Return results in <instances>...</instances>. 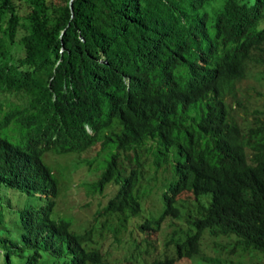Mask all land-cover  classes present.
Here are the masks:
<instances>
[{
  "label": "trees",
  "instance_id": "obj_1",
  "mask_svg": "<svg viewBox=\"0 0 264 264\" xmlns=\"http://www.w3.org/2000/svg\"><path fill=\"white\" fill-rule=\"evenodd\" d=\"M205 20L234 43L214 75L199 88L188 80L186 91L183 73L196 70L172 60L181 46L192 51ZM260 23L264 0H0V131L11 142L0 184L50 187L53 210L64 195L54 170L69 155L75 167L63 178L96 165L104 168L86 192L118 185L105 205L97 197V214L121 211L126 242L145 240L134 264H264V90L241 83L251 71L264 85ZM19 139L33 153L28 179L12 168ZM58 210L49 221L62 245L47 264H86L91 233L68 229ZM4 232L0 264H13L21 244ZM30 253L31 263L47 255ZM90 260L106 264L98 250Z\"/></svg>",
  "mask_w": 264,
  "mask_h": 264
},
{
  "label": "clouds",
  "instance_id": "obj_2",
  "mask_svg": "<svg viewBox=\"0 0 264 264\" xmlns=\"http://www.w3.org/2000/svg\"><path fill=\"white\" fill-rule=\"evenodd\" d=\"M216 8L217 7L214 5L212 14L215 13L217 10ZM250 19V16L246 17V21H249ZM222 20L226 19H220L217 24L220 25ZM201 23V29L194 45L192 46V51L189 53L186 51L185 47L181 46L179 49L182 54H180V57H174L172 60L175 66L182 67L184 71L196 70L193 71L192 74H189V72L186 71L185 73L187 76L183 73V76L186 77L184 87L186 91L188 90L186 84L188 80L193 83L197 81L194 83V87L199 88L210 76H213L219 65L226 59L225 55L222 54V49L225 47L228 50V45L234 43V40L229 38L223 40L220 37H216V26L210 24L208 20ZM261 24L264 25V23H260L259 27H262ZM209 41H212V46L208 49L206 48V44ZM183 56H185V61L190 63V68L181 63L183 61ZM87 129L89 132L92 131L91 127L88 125ZM5 134L6 133L3 131H0V154L3 153L2 149H9L11 143L7 141L9 138H7ZM10 140L12 139L10 138ZM12 142L13 145L16 144V146L19 147V150H17L18 158L16 159L15 166L14 163L12 164V168L18 170L24 178L28 179L30 176L29 166L31 165L28 163L31 161L33 153H31L29 149H26L28 145L23 143L22 140H13ZM26 143L30 144V140ZM86 150L91 153H96L95 149H92L91 147ZM131 152L133 151L131 150ZM83 153L84 156H86V152L84 151ZM64 167H68L66 160ZM103 168L93 165L91 170H88L87 172L84 171L83 173L77 169L76 173L73 172L74 175L71 179H65L61 176L63 169L61 172L58 169L54 170L58 176V180L55 181L57 191L59 187L58 192H63L64 195L60 197L61 203H59L58 198L57 205L53 207V210L48 207L50 199L54 195L50 187L38 190L34 189V186L22 187L20 185L15 188L11 186L4 187L0 184V229H4L5 235L7 238H10V240H8L9 242L11 239H15L19 245L21 244L17 254L15 253L16 256L13 255L15 258L13 264H47V257L48 253H50L49 249H51V246L57 244L61 249L62 244L55 238L57 235L56 231L50 227L49 221V217H51L58 208L60 209L58 212L65 213L70 220L68 229L75 228V226H81L83 228L86 227L89 233H91L90 238L88 239L90 247L88 246V249L86 250L89 252V258L85 261L86 264L91 261L90 259L94 256L96 250L104 254L106 264H126L129 261V264H134L129 257L132 258V254H135L139 249L142 250L146 246L145 240L141 235H136L135 240H137L138 243L134 242L130 244L129 242H126L127 239L131 238L130 233L127 231L129 226L127 225V228H125V226L120 223L122 216L120 217L117 215V213H122L121 211H114L116 213L113 214H97L99 208L97 205V197H99L103 204H106L107 201L114 196L118 185L114 182H108L103 186L101 192L97 191L94 195L90 194L91 191L86 192V187L83 185V183L97 178ZM161 173H157L160 175V179ZM87 176H90L91 178H87ZM73 187L78 191H81L82 197L80 200L74 195L71 196L72 194L70 190ZM23 194H27L28 199L35 197L38 200V203L32 204L27 202L21 206ZM69 199L70 202L68 201ZM88 206L92 207L89 217L82 218L81 215L76 213L78 209ZM125 224H127V222ZM59 232L61 231L59 230ZM23 237H27L28 239L23 241ZM108 238H110L109 241H107ZM87 241L85 245L88 244ZM84 243L85 242H83V244ZM115 246H118L119 250L114 252L113 250ZM30 250L32 253L34 250H37L41 254L47 252V255L44 257L40 255L38 259L31 263L26 260L27 256L31 255Z\"/></svg>",
  "mask_w": 264,
  "mask_h": 264
},
{
  "label": "rangeland",
  "instance_id": "obj_3",
  "mask_svg": "<svg viewBox=\"0 0 264 264\" xmlns=\"http://www.w3.org/2000/svg\"><path fill=\"white\" fill-rule=\"evenodd\" d=\"M252 74L253 73L251 71H249L248 75L246 77H244V79L241 81L242 85H245V86H254V87H258L259 89L264 90V85H259V83L253 77ZM250 89L253 90V88H251V87H250ZM260 100H264V97L262 99H260ZM64 159L67 161V164H68V167H67L66 171H71L75 167V160H72V158H69V155H65L64 156ZM78 166H80V165L78 164ZM63 167H64V165H59L58 170L59 171H62ZM75 178H76V176H75ZM87 178H91V177L90 176H87ZM70 191H71V194H72L71 196L74 195L79 200L81 199V197H82L81 191H78L74 187L71 188ZM68 201L70 202V199ZM27 202L32 203V204H37L38 203V200L35 197H31V198L28 199L27 194H23L21 206L24 205V204H26ZM91 211H92V207L91 206H88V207H85V208L78 209L76 211V213H78L79 215H81L82 218H84V217H89ZM164 223L165 222H163L162 225ZM164 229L165 230H168L169 227H162L161 228V230H164ZM159 231L160 230H158V232H157L158 233L157 234V243H158V246H160V244L163 243V240H161L162 239V237H161L162 234H159ZM109 240H110V238L107 239V241H109ZM213 240H214V237L208 235V233L206 231L205 232V237L203 239L202 247L204 248V250L207 251V253H212V250H211L210 246L213 244ZM118 250H119V247L118 246H115L113 251L115 252V251H118ZM176 264H188V263L185 262L184 260H182V261L177 262Z\"/></svg>",
  "mask_w": 264,
  "mask_h": 264
}]
</instances>
